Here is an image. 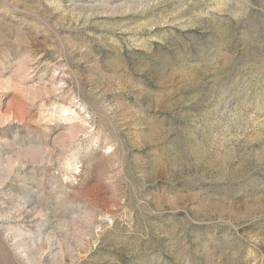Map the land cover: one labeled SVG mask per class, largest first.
I'll return each mask as SVG.
<instances>
[{"label":"rangeland","instance_id":"obj_1","mask_svg":"<svg viewBox=\"0 0 264 264\" xmlns=\"http://www.w3.org/2000/svg\"><path fill=\"white\" fill-rule=\"evenodd\" d=\"M0 264H264V0H0Z\"/></svg>","mask_w":264,"mask_h":264}]
</instances>
